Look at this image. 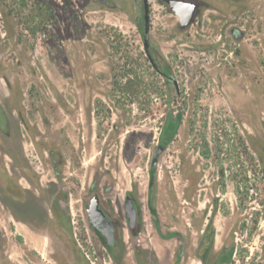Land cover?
<instances>
[{
	"label": "rangeland",
	"instance_id": "obj_1",
	"mask_svg": "<svg viewBox=\"0 0 264 264\" xmlns=\"http://www.w3.org/2000/svg\"><path fill=\"white\" fill-rule=\"evenodd\" d=\"M201 1L210 9L200 25L178 30L171 11L148 0L149 42L179 80L176 96L145 59L137 0H0V103L17 105L5 107L14 133L0 138L11 153L4 161L28 163L35 197L46 206L61 199L71 211L68 229L53 214L49 224L27 215V228L0 208V264H81L78 243L93 264H116L88 224L85 209L94 192L121 221L119 264H199L197 239H187L177 260L180 242L165 236L175 231L174 192L186 183L177 176L179 153L185 166L204 169L205 187H214L217 167L224 170L227 207L215 218L209 262L233 245L230 264H264V174L261 166L253 170L252 160L253 143L264 141V90L243 102L249 90L264 87V0ZM232 27L241 39L230 34ZM11 88L18 97L12 102ZM236 88L243 100L232 103ZM166 109L183 115L155 168L157 230L147 209L149 168ZM129 190L144 209L138 258L122 209Z\"/></svg>",
	"mask_w": 264,
	"mask_h": 264
},
{
	"label": "flooded vegetation",
	"instance_id": "obj_2",
	"mask_svg": "<svg viewBox=\"0 0 264 264\" xmlns=\"http://www.w3.org/2000/svg\"><path fill=\"white\" fill-rule=\"evenodd\" d=\"M103 5L110 4V0H97ZM141 4L142 8V16L138 18V22L142 23V46H143V23H144V9H143V1L137 0ZM160 3L165 5L166 9L171 11V13L176 17V26L178 30H185L187 27L193 25L195 22H198L200 25L201 17L203 15V12L207 9H210L209 4L206 1L201 0H187L190 2H193L195 4V8L192 14V20L189 24L181 26L179 23L178 17L173 13V11L169 8V5L166 0H158ZM148 2V0H147ZM148 15H149V29L147 33V39H148V52L150 57L153 59L155 64L158 67V70L155 69L144 49V56L147 62L150 64L153 73L157 74L164 82V84L172 85L174 89V94L176 96L180 95V88H179V80L176 76L172 74L170 71V68L167 64L163 62V60H158L152 52V47L149 42V33L151 29V18H150V8H149V2H148ZM230 34L236 39H241V30H238L235 27H232L229 30ZM172 77L173 80H175V83L171 79H168V77ZM7 85L9 81L6 82ZM230 91L233 89H229ZM263 91L264 87H260L257 89L249 90V93L246 94V98L243 102H252L254 100V91ZM8 93V99L10 101H13L14 93L13 88L9 90ZM234 96L233 99L230 101L232 103H239L240 98L242 99L243 96V90L242 89H234L233 90ZM16 99L18 98L15 96ZM243 100V99H242ZM243 104V103H241ZM254 105V103H253ZM12 107L13 111H15V108H17V105L14 104H8L4 106L0 103V138L3 140L8 141L12 137V132L14 133V127L11 125V120L9 116L7 115V109L5 107ZM249 111H253L252 108ZM182 112L179 110H169L166 109V111L163 114V119L160 123V131L158 136V142L157 145L152 153L151 161H150V168H149V189H148V200H147V209L149 212V215L154 217L153 223L155 224V227L157 230H159L158 226V219H157V211L155 206L152 203L151 200V192L153 190V183L155 180V168L158 163V159L161 156V154L165 151L168 144L171 143L175 137L176 134H178L179 126L182 121ZM249 116L252 117V113L249 114ZM262 123H261V129L264 133V118L262 117ZM19 123L25 128L28 127V123L24 119H20ZM13 128V129H11ZM249 134V131H248ZM250 135V134H249ZM251 137V135H250ZM264 138V136H263ZM260 138H258L259 140ZM29 140L31 142V138L29 137ZM261 143V151L260 153V146ZM259 144V145H258ZM253 145L256 147V153H253L252 160L255 163V167L253 168L254 171H256V167L261 166L262 173L264 174V141L260 140L258 143L254 142ZM258 145V146H257ZM160 147H162L157 154V162L156 166L152 167L151 162L153 155L155 151H157ZM208 148V145L206 146ZM0 148L2 150V153H0V208L2 211L5 212L10 218V222H17L20 223L27 228L29 227L27 224V215H39L41 217H44V221L48 222L49 224V218L51 217V214H53V217L58 222H62L64 220V227L69 228L70 227V219L69 216L71 215V211L68 206H64L61 203V199H58L52 205L46 206L45 199H37L35 195L33 194V191H31V187H35V180L33 176H30L31 167L28 163L23 162L20 163L16 158H13L10 160V162L4 161L6 156L11 155L10 150L5 151L3 146L0 143ZM177 148H180V145H177ZM178 150V149H177ZM208 152V149H206ZM180 152V150H178ZM51 153V152H50ZM208 153H204V156L206 157ZM10 157V156H9ZM209 158V156H208ZM10 159V158H9ZM215 160H217L215 158ZM209 162V165L211 164L210 160H207ZM207 165V164H206ZM185 167V168H184ZM177 176L180 178L181 175H183L184 179L186 180V183L181 188H176L174 192V203H175V209L172 214V218L175 221V231L167 233V237H174L175 239L179 240L180 244L177 247V260L179 259V254H181V251L183 248L186 247V241L187 239H197V242L195 244V251H196V257L199 261V264H230L234 252L233 245L230 247H225L222 249L221 253H218L215 258L212 260L210 259L209 262V256L211 257L210 253H212L213 249V242L215 237V218L217 214H220L224 209L227 207V203L223 200V193L225 187H222V182L224 181V170L222 167H217L216 169V178L213 180L210 184H214V187H205L203 179L205 176L204 169L198 168V165H192V163H188L187 166H185V158L182 157V155L179 153L177 155ZM55 175L58 174V171H56V165L54 166ZM260 170V169H258ZM21 179H24V184ZM237 187H235V194L238 196V191L236 190ZM97 198L98 202V208L101 210V212L104 215V218H93V221L90 219L87 213V207L89 205V202L92 197ZM130 197L132 201V206L135 210V217L132 222L129 221V218L127 217L125 213L124 203L126 201V198ZM204 197H207V202L204 203L203 206H200V202L203 200ZM48 204H50V200H48ZM187 204V205H183ZM122 209H123V216L124 220L126 222V229L131 238H135L134 242V248L133 252L135 255V258H138L140 256V246L137 244V237L142 229L143 221H144V209L141 207L138 199L135 197L132 190L127 191V193L124 196L123 202H122ZM88 224L93 231V233L96 235L97 240L99 243L103 246L105 251L107 252L106 257L111 262L118 263L117 254L124 255L125 253V247L124 242L122 241V226L121 221L117 218H115L109 210L106 209L105 206H103L100 197L97 193H92L91 196L88 199V203L85 209ZM187 215V216H186ZM40 218V217H39ZM39 219L38 223L44 222ZM44 222V223H45ZM183 222L188 225L186 228L183 227ZM106 223L108 224V228L106 227ZM160 232V231H159ZM21 236V235H20ZM23 241V239H21ZM76 247V250H79L81 252L82 257V263L81 264H93L90 260V255L87 251H84V248H82V245L78 243ZM78 248V249H77ZM95 252V251H94ZM176 260V261H177ZM175 261V262H176ZM119 264V263H118Z\"/></svg>",
	"mask_w": 264,
	"mask_h": 264
},
{
	"label": "water",
	"instance_id": "obj_3",
	"mask_svg": "<svg viewBox=\"0 0 264 264\" xmlns=\"http://www.w3.org/2000/svg\"><path fill=\"white\" fill-rule=\"evenodd\" d=\"M143 1V9H144V23H143V46L144 49L155 69L158 70L157 65L153 61V59L150 57L149 52H148V39H147V33L149 29V15H148V2L147 0H142ZM169 8L173 11V13L178 17L179 23L181 26L187 25L191 22L192 20V14L195 8V4L193 2L187 1V0H166ZM168 79H171L173 83H175V80L172 79V77H168ZM160 147L157 151H155L151 166L155 167L156 162H157V154L159 153ZM124 208H125V213L127 217L129 218V221L132 222L135 217V210L132 206V201L130 197L126 198V201L124 203ZM87 213L90 219L93 221V218H99L102 219L104 218L103 213L101 210L98 208V202L97 198L94 196L91 198L89 205L87 207ZM106 227L108 228V224L106 223Z\"/></svg>",
	"mask_w": 264,
	"mask_h": 264
}]
</instances>
